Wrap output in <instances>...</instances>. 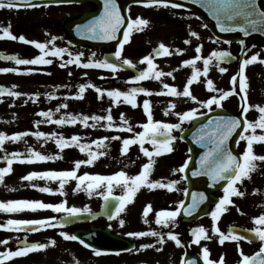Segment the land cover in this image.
<instances>
[{
  "label": "snow or ice",
  "instance_id": "snow-or-ice-1",
  "mask_svg": "<svg viewBox=\"0 0 264 264\" xmlns=\"http://www.w3.org/2000/svg\"><path fill=\"white\" fill-rule=\"evenodd\" d=\"M60 2V0H56ZM136 3L143 4L145 7H175L182 8L183 4L172 3V0H135ZM197 2H202L205 9L212 15L217 22V26L222 32H232L241 31L245 36L249 35L250 32L264 31V11H259L256 7V0H197ZM7 6L11 8H19L20 6L27 7H38L39 5L33 4L32 0H7L5 4L3 0H0V8ZM150 21L146 18L140 16L133 19L130 15L127 17L122 14L121 6L118 4L117 0H103V10L99 15L94 16L92 19L88 20L83 24L76 25V31L78 34L84 36L87 35L91 39L112 41L116 40L117 36L122 31V38L119 39L117 48L112 54L116 61L120 63L113 62L108 58L103 60H89L86 63H82L81 57L83 53H77L75 56L69 52L68 48L56 47L53 41L56 39L52 38L48 42H39L35 40H27L23 35L17 37L10 31V27L2 28V36L0 38H10L12 40L19 39L22 42L34 45L40 50V54L36 55L34 58L25 59L19 56H7L4 57L9 60H14L17 65H48L52 63L51 59H48L49 55L55 57H63L64 53H68L71 57L67 63L75 64L77 66H83L84 68H98V69H110L113 73L117 72L118 69L123 66H128L130 68H137V65L128 58L123 57V52L125 45L130 42L131 36L134 32L142 31L146 26H148ZM207 27V25H204ZM196 31H190L191 37H198ZM185 44H190L191 40L186 39ZM230 43V42H228ZM243 44V41H240ZM52 45L49 47V45ZM202 45H197L195 51L197 55L193 58L186 59L182 61V64L187 66H192L191 76L188 78L183 91H178L175 86H170L164 84V89L167 90V94L175 97H186L192 101L198 102L201 107H206L209 111H212V106L222 107V102L228 97L233 95L236 91L237 78L238 86L240 92L243 93L241 96L242 100V112L243 123L241 118L233 116H218L215 119L209 120L207 124L202 125L193 133V138L195 142L202 145L205 151L199 158V168L192 171V176L206 175L208 176L213 185L220 181H226L223 185V196H221L218 202L215 203L214 209L207 213L211 216L213 221L212 231L218 234L219 243L224 244L225 241H240L248 240L252 241L253 237L261 241L260 249L253 255L244 254L242 249H239L241 260L237 264H264V214H260L253 218L255 227L246 230L250 232L251 235H241L239 231L233 226H229L228 232L225 233L218 226V221L221 219L222 214L229 210V206L234 204L233 197H243L245 195L244 191H241L238 185L242 184L245 179H250L251 174L257 169L258 162H264V155H258L254 151V145L264 144V106L256 104H250L248 102L247 90L249 85L247 83V78L245 76V67L249 64L257 62L264 63V60H260L259 54H253L250 58L242 59L239 72L231 78V83L233 88L231 90H222L215 87L214 82L211 79L206 81V87L209 91L217 92L218 95H212L210 98L204 101H198V98L192 94L191 85L194 82H199L201 75L207 76L209 72L210 65L214 62L219 65L220 62H226L232 58V54L226 50H213L207 57H202L200 55L202 51ZM184 49L176 48V53H182ZM173 54L172 50L166 46L163 42H160L158 47L153 49L152 53L145 55L141 63L147 64L144 69H138V74L131 77V82L139 85L140 81L147 80L149 78H154L160 80L163 76H173V73L163 72L157 70V65L154 63L155 56L168 57ZM93 57L95 53L92 54ZM203 60V70L197 67V61ZM64 66V65H62ZM18 72L17 68H0V72ZM29 72L33 69L29 68ZM221 73L226 72L227 69L224 67H219ZM15 87V86H14ZM89 87H94L95 91L102 97L105 90L99 87H95L92 84H80L79 93L77 98H83L85 90ZM7 92L10 96H20L21 93L18 91H12L9 89H0V95ZM141 93L146 95H152V92L142 86L131 87L128 91H121L119 89L107 90V96L112 99L113 103H127L132 107H138L137 96ZM38 95V94H37ZM67 107V105L62 104L57 108ZM176 107L175 103H169L168 107L165 109V115H168L172 109ZM250 109H256L258 111V117L255 120L247 119L246 114ZM143 110L147 116V121L140 125L143 129L140 132H136L133 137L124 138L122 140L121 154H127L131 145L138 144L140 150L145 157H148V162L142 165L141 171L136 175H129L127 172L120 170L111 175H100V174H89L84 173L83 175H78L77 172L81 165H91L99 157L105 155L104 151H92V145L99 147H106L105 141L109 139H121L120 137H102L97 140H93L91 144L81 143V137L78 135H72L70 139L64 138L62 135L58 138L56 133L46 134L40 131L31 133L35 135L38 139L44 137L45 140L55 139L58 147L63 150L66 147L76 145L79 147L81 152H88L89 158L86 160H76L74 161V168L71 170L62 171H43V172H30L23 176V180L32 181L34 178H46L49 180H56L59 182V189L57 190L60 194L64 195L65 185L69 180H76V188L74 191L83 190L88 193L89 196L96 192L98 195H102L106 207H108V201L114 199L116 201L114 207V212L109 215V219L119 217L121 213L126 211L127 206L134 202L136 194L141 190L142 187H147L148 189H167L168 191L175 190V186L179 183L176 180L169 182H164L163 180H151L150 175L154 169L155 157L161 156L163 154L171 153L173 149V142L177 139L176 136L172 135L175 129H181V125L184 121H192L198 115H204L200 113L198 109L192 108L184 112H175L174 114L178 117L179 123H169L160 120H155L153 118V112L151 108V102L148 99L143 101ZM40 116L46 117L47 122L52 123V111H41ZM95 121L97 124L100 121H107L104 127L112 129L113 116L111 115V110L109 109V114L106 116L92 115L91 117L87 115H73L66 114L61 116L60 119L54 121V123L59 125L64 124H76L78 121L83 123L85 127H88L89 120ZM120 120L122 121V126L120 130H126L128 132L133 131V126L129 123L126 116L122 113L120 115ZM37 124L40 121L36 122ZM93 127L96 125L93 124ZM243 128L241 132L238 133L240 141H246L245 150L237 155L228 147V141L237 133V129ZM260 130L259 133L257 130ZM183 131V129H181ZM27 132H17L8 136L5 133H0V148H3L4 142L6 140L19 141ZM183 137H181L182 139ZM152 145V149L145 147V143ZM28 155L25 157L23 153L13 152L11 154H6L0 159H5L7 166L0 168V183L4 181L5 175L13 171L12 165L15 160L19 159V162H35V161H49L62 158L57 155H44L39 151L34 149H28ZM24 157V159H20ZM191 157L184 162L182 166L173 171H178L184 173L189 167V161ZM186 178V177H185ZM33 187L37 185L33 184ZM116 187L122 189V193L118 196H114L113 192ZM103 189V190H102ZM41 192L53 193V189L50 187H40ZM185 193L187 189L184 190ZM258 191V190H256ZM208 197L204 193H193L192 202L185 207L184 201H179L178 206L174 210L161 209L155 213V223L167 227L168 225L175 226L177 217L181 214L183 210L186 215L191 216L195 212L201 203L207 200ZM51 209L56 213H65V216L57 218L55 216L42 218V219H8L6 223H0V228L14 231H31L37 232L44 228H56L57 226H64L72 222L73 218L78 217L81 213L90 212L91 209L88 207L78 208L75 206H67V201H62L60 203H45L41 200H8L0 201V212L4 213H17L24 210H42ZM151 203L145 205L143 209L144 223H149L147 217L150 212H152ZM239 211V209H238ZM120 224L123 225L125 221L121 219ZM193 236V243L200 244L201 240H210L211 236L208 235V229L203 225L197 226L191 229ZM60 235L67 240L79 241L85 247H91L90 244H86L83 239L75 234H69L68 232H60ZM128 236L132 237H156L157 243L163 245L167 239L175 242L177 246H181L182 241L180 240L178 234L168 231L167 233L149 229L147 231H136L127 233ZM0 243L7 244V240L0 241ZM56 241L50 239L48 243L39 242H28L27 237L21 241L16 250H6L0 252V264L2 261L9 260L14 257L25 256L28 253L38 250H44L49 245L55 246ZM151 244H142L140 248L137 249H147L153 247ZM158 251L161 249H157ZM97 255L100 254V250H94ZM202 255L205 264H216L212 261L210 257V250L207 246L202 249ZM182 264H197L195 260H182ZM219 264H224V258L221 257Z\"/></svg>",
  "mask_w": 264,
  "mask_h": 264
},
{
  "label": "rangeland",
  "instance_id": "rangeland-1",
  "mask_svg": "<svg viewBox=\"0 0 264 264\" xmlns=\"http://www.w3.org/2000/svg\"><path fill=\"white\" fill-rule=\"evenodd\" d=\"M92 4L84 5V9H92ZM34 11L35 8H30ZM58 9V8H57ZM51 7L40 8L37 19H46L48 24L45 27H37L33 30L31 34L23 35L27 40H35L43 42L49 37H53L56 33L61 32L60 25L55 21H61L65 18V13ZM128 16L130 15L133 19L140 16L146 18L150 21L149 25L146 26L142 31L134 32L131 36L129 43L125 45L123 52V57L131 59L136 65L141 64V60L145 55L152 53L153 49L156 48L160 42H163L166 46L172 50L173 54L168 57L155 58L154 63L157 65L158 71H163L165 73L172 72L173 76H163L160 80L154 78H149L150 87L148 88L151 92L156 94L145 96L139 94L137 96L138 107H132L127 103H113L112 99L107 96V90L119 89L121 91H128L130 89L129 78L130 76L126 73L117 72L113 73L109 69H101L100 86L102 90H105L102 97L97 94L94 99H90L85 103L77 100L76 98L69 100L68 110L77 109L76 114H84L89 117L92 115L106 116L109 114V109L111 110V115L113 116L114 127L108 129L104 127L107 121H100L98 124L91 119L88 121V127H85L83 123L77 122L76 124H64L59 125L54 123L55 120L60 119L64 114L62 108H57L65 102V97L63 99V93L60 90H36V89H26L18 90L17 85L12 91H18L21 93L20 96H10L4 95L0 96V133H5L11 136L17 132H27L19 141L6 140L4 142L3 148H0V157H4L6 154H11L13 152L23 153L26 157L28 149H34L39 151L44 155H57L62 158L49 160V161H35V162H13V171L5 175L4 184L0 187L4 194H26V195H39V194H50L53 197L62 195L57 190L59 189V182L56 180H49L46 178H34L32 181L23 180L22 177L30 172H43L49 170L62 171L71 170L74 168V161L76 160H86L89 158L88 152H81L79 147L72 145L61 150L55 142V139L59 136H63L66 139H70L72 135H78L81 137V143L91 144L93 140H97L102 137H120L121 139H109L105 141L106 147H97L92 145V151H104L106 154L99 157L91 165H81L77 174L83 175L84 173L89 174H100V175H111L117 171L123 170L129 175H136L141 171V165L148 161V157H145L140 151L136 154L137 166L135 162L128 160L129 153L122 155L118 150L119 142L124 138H130L134 136L136 131L143 130L140 125L147 121V116L143 110L142 102L145 99L150 100L151 108L153 112V118L160 120V108L163 110V120L164 122L174 123V118H178L175 112H184L192 108L198 109L200 113L208 110L206 107H201L198 102L192 101L186 97H175L167 94L160 96L161 88L164 89L163 85L168 84L170 86H175L178 91H183V88L191 76L193 71L191 65H183L182 61L186 59L193 58L197 55L195 48L197 47V42H200L202 46L205 41L211 43V49L231 50L237 56L240 55L243 44L240 42L224 41L216 38L208 27H204V24L199 20L197 15L191 10H185L181 8L169 7H145L143 4H129L127 5ZM15 8L9 9L7 6L0 8V36H2V28L10 27V31L16 32L19 27L21 28V23L19 20L14 19L16 15ZM15 16V17H14ZM176 26L179 31H176ZM190 31H196L199 35L198 37H191ZM22 35V34H21ZM20 35H18L19 37ZM2 39L8 41V38H0V45L2 44ZM190 39V44H185V40ZM230 42V43H228ZM8 43V42H5ZM19 43L23 46V42L19 40ZM56 47L68 48L72 55L77 53H83V61L86 62L88 57H92V51L89 48H78L71 49L70 44L65 42L63 39L58 37V40L53 42ZM27 45H31L26 43ZM11 46V43L9 44ZM34 46V45H31ZM128 46V47H127ZM35 47V46H34ZM51 47V46H50ZM184 49L182 53H176L175 49ZM39 50V49H38ZM116 50V48H114ZM99 51V50H97ZM101 50L100 52H102ZM204 51V50H203ZM201 51L200 55L204 57V52ZM35 52V51H34ZM253 54H259L260 60H264V44L260 42H246L245 52L243 59L250 58ZM68 55V53H64ZM206 55H210L208 52ZM102 54L100 53V57ZM99 57V55H97ZM98 59V58H96ZM101 60V58H100ZM16 64H4L1 68H15ZM197 67L203 70V60L197 61ZM219 67H224L227 69L226 72L221 73ZM33 68H38V65H33ZM144 69V68H143ZM238 63L235 65H226L213 63L209 68L208 75L205 77L201 75L199 82H194L191 85V92L198 98V101H204L206 95L209 94V90L206 87V81L211 79L215 87L222 90H231L233 85L231 83V78L238 73ZM106 76V77H105ZM211 76V78H210ZM245 76L247 78V83L249 88L247 90L248 102L250 104L262 105L264 106V63L259 60L245 67ZM39 78V76H37ZM147 81H143L146 84ZM167 90L164 89V93ZM214 92V91H212ZM217 93V92H214ZM38 94V95H37ZM54 99V100H52ZM175 103L176 107L171 110L168 115H165V109L168 107L169 103ZM227 102L228 109L231 111H238L241 105V99L236 91L233 95L228 97L225 101ZM217 107L216 105H213ZM66 109V107H64ZM52 111L54 113L59 112L58 116L51 118L52 123L47 122L46 117L39 115L41 111ZM209 111V110H208ZM124 114L128 119L129 123L133 126V131L128 132L126 130H120L122 126V121L120 120V115ZM247 119L255 120L258 117V111L256 109H250L246 114ZM40 121L39 124L36 122ZM180 121L178 120L177 123ZM96 126L93 127L92 125ZM43 132L46 134L56 133L58 134L56 138L51 140H45L44 137L37 138L31 133ZM259 133V129L257 130ZM148 145H145L147 147ZM246 141H240L238 144V150L240 154L245 150ZM149 148V147H147ZM150 149V148H149ZM254 151L258 155H264V144L254 145ZM134 152H132L133 154ZM140 155V156H139ZM24 159V157H21ZM156 162V161H155ZM264 162H261L259 167L251 174L250 179H245L242 184L238 185L241 191L245 192L243 197H233L234 204L229 206L228 210V221L227 225H241L252 224L253 218L264 214ZM7 164H3L0 167H5ZM140 169V170H138ZM137 171V173H135ZM160 168L156 164L155 172L151 176V180H157L159 176ZM76 180H69L65 185V193L63 196L74 197L79 195L78 191H74L76 188ZM35 184L37 187H33ZM49 185L53 189V193L41 192L40 187H45ZM47 187V186H46ZM83 188V187H82ZM260 188V189H259ZM103 190V189H102ZM258 190V191H256ZM96 194V192H93ZM69 200H74V198H69ZM93 205V202L88 200L87 202H76L72 206L75 207H89ZM239 209V211H238ZM149 228L153 230L160 231V226L149 225ZM160 249V246H159ZM239 249H242L244 254L251 255L255 251L252 245L243 244L240 241L229 240L228 245V262L227 264H237L241 260ZM160 251V250H159ZM157 251L154 259L150 264H160V252ZM72 253V251H70ZM94 256L96 253L93 254ZM93 255H90L94 257ZM71 258V257H70Z\"/></svg>",
  "mask_w": 264,
  "mask_h": 264
},
{
  "label": "flooded vegetation",
  "instance_id": "flooded-vegetation-1",
  "mask_svg": "<svg viewBox=\"0 0 264 264\" xmlns=\"http://www.w3.org/2000/svg\"><path fill=\"white\" fill-rule=\"evenodd\" d=\"M84 5L86 3H56V4H39L38 7H27L22 6L16 8V17L21 23V28L19 30L16 29V32H12L14 35L18 37V35H25L33 33V30L37 27H45L48 22L46 19L39 18L37 19V14L40 8L51 7L57 10H60L65 13V18L61 21H55L58 25H60L61 32L60 34H55L53 37L56 39L53 41L55 42L58 40V37L63 39L65 42L70 44L71 49H78V48H89L92 51V54L95 53V56L88 57L86 62L89 60H100V48L97 47H90L78 44L74 39L70 36L68 30V24L72 21L80 18L82 15L86 13L87 10L91 9H84ZM30 8H35L34 11H31ZM176 31L179 29L176 26ZM31 32V33H28ZM52 37V38H53ZM51 37L47 38L43 42H48L52 40ZM8 42V43H5ZM11 43V46L9 44ZM197 45H202L200 42L196 43ZM50 47V45H49ZM128 47V46H127ZM0 50L15 53L20 58L31 59L34 58L36 55L40 54V50L36 47L27 45L23 42V46L19 43V39L12 40L9 38L8 41H4L2 39V44L0 45ZM99 50V51H97ZM204 50V51H203ZM35 51V52H34ZM202 51L204 52V57L208 52L211 54V43L205 41ZM99 55V57H97ZM75 56V55H73ZM52 60L51 64L48 65H38V68H33V65H17L14 60H0V65L4 66V64H16L15 68H17L18 72H0V84L6 85L12 90L14 86L17 85L18 90H26V89H36V90H44L49 91L51 90H60L63 93V99L65 97V102L63 104L67 105L66 109L62 107V111L64 115L66 114H73V115H84V114H76L77 109L68 110L69 100L76 98L77 100L85 103L90 99H94L98 94L95 91L94 87H89L85 90L83 98H77L79 93V85L80 84H92L95 87L100 86V77H101V69L98 68H84L83 66H77L75 64H68L67 61L71 58L68 55H63V57H55L49 55L46 57ZM82 63H86L83 61V57H81ZM64 65V66H62ZM235 65V64H234ZM211 66V65H210ZM147 64L141 63L140 68H146ZM1 68V67H0ZM31 68L33 71L29 72L28 69ZM129 84L130 88L134 85L131 82V77L133 74H129ZM39 76V78H37ZM106 77V76H105ZM211 78V76H210ZM146 84H142L143 81H140L139 84L144 85L146 89L150 87L148 85L150 82L149 80ZM149 90V89H148ZM160 93H164V89L161 88ZM145 96H148L144 93H141ZM156 94L152 92V95ZM163 94H160V96ZM212 95H218V93H214L212 91L206 95L205 99L210 98ZM98 97V95H97ZM96 97V98H97ZM54 100V99H52ZM143 104V102H142ZM218 109H228L227 102L222 104V107H215L212 106V111L205 110L203 113L208 114ZM54 116H58L59 112H54ZM52 115V117H53ZM202 116V115H198ZM198 116L196 118H198ZM51 117V118H52ZM163 110L160 108V121L163 120ZM194 118L192 121H184L181 125V129H175L172 135L176 136L177 139L173 142V151L171 153L163 154L161 156L155 157V165L156 164L160 168L159 176L157 180H163L164 182H169L172 180H176L179 183L175 186V190L168 191L167 189H148L147 187H142L141 190L136 194L134 198V202L130 203L126 211L121 213L119 217L113 219H107L103 217L96 218L90 222H74L68 223L64 226H57L56 228H44L37 232L31 231H14V230H7L0 228V241L7 240V244L0 243V252L6 250H16L18 244L27 237L28 242H39V243H48L50 239H54L56 241L55 246L49 245L44 250L33 251L28 253L25 256L21 257H14L9 260L2 261V264H150V262L154 259L155 255L157 254V249L160 246V264H182V260L187 259L188 255H193V257L189 258L191 260H195L196 262L201 261L202 264H205L202 249L204 246H207L210 250V259L216 264H219L220 258H224V264L228 262V245L229 241H225L224 244L219 243L218 234H215L212 231L213 221L210 213L215 205L209 207V209L203 213L202 215L195 217L193 219L187 220L184 219L181 214L177 217L175 226L168 225L167 227H162L155 223V213L161 209H170L174 210L179 201L183 200L185 202L186 195L188 192V180L185 178L184 173L173 171L174 169L179 168L184 164L189 157L190 154V147L188 142L181 137H183L184 132L187 128H189L193 122L195 121ZM159 120V118H157ZM178 118H174V123L178 122ZM142 131V130H141ZM140 132V131H136ZM135 132V133H136ZM134 133V135H135ZM148 145L151 150L152 145L149 143H145ZM118 150L121 152L122 141L119 142ZM140 152V146L138 144L131 145L129 148V152ZM148 162V161H147ZM144 162L143 164L147 163ZM17 163V162H16ZM6 164V163H5ZM142 164V165H143ZM2 164H0L1 166ZM142 165L140 167H142ZM1 168V167H0ZM152 172V174L154 173ZM151 178V176H150ZM4 181L0 183V187H2ZM185 189L187 192L185 193ZM122 193V189L120 187H116L114 189L113 195L118 196ZM217 197L223 196V189L214 193ZM69 198H74V200H69ZM41 200L45 203H60L62 201H67V206L71 207L73 203L77 201L91 200L93 205L89 207L90 212H96L100 209L103 202L102 195H78L74 197L70 196H63L59 195L53 197L50 194H39V195H26V194H4L3 191L0 189V201H8V200ZM151 203L152 205V212L149 213L147 219L149 223H144V217L142 215L143 209L145 205ZM65 213H56L51 209H42V210H24L17 213H4L0 212V223H6L8 219H42L48 217H57L60 218L65 216ZM123 219L125 223L123 225L120 224V220ZM228 211L222 214L221 219L218 221L219 228L224 231L225 233L228 232ZM149 225H157L160 226V231L167 233L168 231H172L178 234L180 240L182 241L181 246H177L174 241L167 239L163 245L157 243L156 237H132L128 236L127 233L129 232H136V231H147ZM203 225L206 229H208V235L211 236L210 240H201L200 244L193 243V236L191 233V229ZM248 226V229H252L255 227L253 224L245 225ZM91 229H104L106 232H103L105 236H110L113 234H119L127 237L128 244H132L131 248L126 251H119V252H109V251H101L99 255H93L95 253V248L85 247L79 243V241H72L67 240L60 235V232H68L69 234H75L80 230H91ZM243 244L252 245L254 253H256L261 247V241H257L255 244H251L246 240H242ZM125 242L122 243V247L128 246ZM142 244H151L154 245L153 247L147 249H137L140 248ZM99 250V249H98ZM72 251V253H70ZM253 253V254H254ZM251 254V255H253ZM93 255L94 257L90 256ZM71 257V258H70ZM199 260H198V259Z\"/></svg>",
  "mask_w": 264,
  "mask_h": 264
},
{
  "label": "water",
  "instance_id": "water-1",
  "mask_svg": "<svg viewBox=\"0 0 264 264\" xmlns=\"http://www.w3.org/2000/svg\"><path fill=\"white\" fill-rule=\"evenodd\" d=\"M3 2L7 3V0H3ZM49 2L55 3L56 0H32V3H49ZM60 2H93L97 5L96 10L84 14L81 18L74 20L68 24V30L71 33L72 37L77 42L90 45V46H101L102 47V46L116 45L118 44L119 39L122 38L123 29L121 30V33L117 36V39L112 40V41L91 39L87 35L82 36L78 34V32L76 31V25L83 24L87 22L88 20L92 19L94 16L100 14V12L103 10V0H60ZM117 2L121 6L122 14L125 16L127 20L126 4L128 2L136 3L135 0H117ZM172 3L173 4L180 3V4H183L184 7L194 9L198 13L199 17L209 25L213 33L218 37H221L224 39L243 40L245 42L248 40L249 41L258 40L264 43V31L250 32V34L247 36H245L244 33L241 31H232V32L220 31L219 27L217 26L216 19L212 15L209 14V12L203 6L202 2H197V0H172ZM256 7L259 11H264V0H256ZM112 54L113 53L111 52L106 53L103 59L108 58L109 60L113 62L120 63V61L115 60V57ZM7 56H14V55L13 54L4 55V53L0 52V59L7 57ZM236 60H237L236 56L232 54V58L222 63L230 64V63H234ZM121 69L128 70L135 74H138V70L134 68H130L128 66H123ZM0 89H8V88H5L2 85H0ZM4 93H7V92H4ZM241 112H242V108L240 112L236 114L218 110L212 114L201 117L194 123V125L190 129L186 131L184 137L191 144V151H192L193 159L190 163V166L186 169V177L189 181V193H188L187 202L185 204V207H187V205L192 202L193 193H197V194L204 193L205 196L208 197V199L205 200L203 203H201L200 206L201 205L207 206V205L216 203L218 200L211 197V192L222 188L223 185L226 183V181H220L216 183L215 185H213L211 179L206 175L192 176L191 174L192 171L199 168V163H198L199 158L205 151V148L202 145H199L195 142L193 138V133H195L197 129L200 128L202 125L207 124L209 120L215 119L218 116L238 117V118H241L242 123H243V117L241 116ZM242 129H243L242 127L240 129H237V133H234L233 136L228 141V147L234 152V154H236L235 145L239 137L238 133L241 132ZM3 161H6V160H3ZM107 203L109 206L106 207L105 206L106 202L104 203V206L102 207V210L100 213L101 215L102 214L110 215L114 211L113 206L115 205L116 201L110 198V200ZM202 211L204 210L198 208L195 212H193V214L197 213L198 215ZM182 214L183 215L185 214L184 211L182 212ZM95 215H99V214H95ZM95 215H90L88 213H81L78 217H75V219L88 220V219H92L93 217H95ZM233 227L236 228L241 235H251L250 232H247L241 227H237V226H233ZM99 232L97 231V233H95L93 237L89 238L88 240L86 239L88 244H90L91 246H95L101 249H108V250L126 249L122 247L121 237L117 235L105 236L104 233H102L101 231ZM79 235L81 236V234ZM255 239L256 238L253 237L252 240L255 241ZM129 247L130 246H128L127 248Z\"/></svg>",
  "mask_w": 264,
  "mask_h": 264
}]
</instances>
